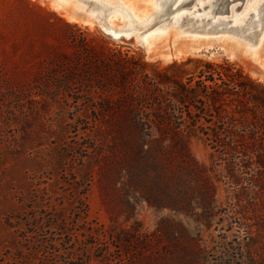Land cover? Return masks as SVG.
Wrapping results in <instances>:
<instances>
[{
  "label": "rangeland",
  "instance_id": "1",
  "mask_svg": "<svg viewBox=\"0 0 264 264\" xmlns=\"http://www.w3.org/2000/svg\"><path fill=\"white\" fill-rule=\"evenodd\" d=\"M102 1L90 11L128 35L61 7L89 0H0V264H64L69 248L107 263L98 234L122 230L145 241L140 264H264V177H232L201 134L142 130L120 95L77 76L116 48L160 66L191 59L194 73L226 61L264 84V24L241 40L172 25L171 12L162 31L159 0Z\"/></svg>",
  "mask_w": 264,
  "mask_h": 264
},
{
  "label": "trees",
  "instance_id": "2",
  "mask_svg": "<svg viewBox=\"0 0 264 264\" xmlns=\"http://www.w3.org/2000/svg\"><path fill=\"white\" fill-rule=\"evenodd\" d=\"M92 59L94 64L78 69L77 76L87 78L89 88L120 95L126 103L124 113L136 117L142 130L153 125L174 141H180L184 133L201 134L227 164L232 177H264L263 83L226 61L198 60L199 70L194 73L188 68L191 59L160 66L134 60L128 51L116 48ZM111 69L114 73L106 74ZM97 240L107 263L103 259L93 263L84 251L79 254L71 248L63 263L140 264L143 260L139 252L145 241L131 237L128 231L99 233ZM114 248L120 250L118 257H112ZM221 261L229 264L225 258Z\"/></svg>",
  "mask_w": 264,
  "mask_h": 264
},
{
  "label": "bare ground",
  "instance_id": "3",
  "mask_svg": "<svg viewBox=\"0 0 264 264\" xmlns=\"http://www.w3.org/2000/svg\"><path fill=\"white\" fill-rule=\"evenodd\" d=\"M92 1H94V4L98 6V8L101 7L106 8V6L109 7V5L103 3L102 0H92ZM159 1L160 2H158L156 13L158 18H160L159 20L160 25L161 27H163L162 31H165L168 27L166 25L168 18L167 16L170 15L169 13L171 12L172 14H174V16H172L171 18L173 22L172 25L173 24H175V26L180 24L183 25V23H185L188 29H193L195 31L210 32V33L214 32L216 35L232 36L234 38H238L241 40H245V37L252 38L257 36L259 29L264 24V0H249V1L243 0V2L240 4L238 3L233 4L230 9H228L229 3L235 0H196V1L195 0H159ZM194 1L196 4L194 3ZM192 2L194 3L193 4L194 7L189 8L190 6L188 7V5L191 4ZM123 4L126 6L125 3ZM58 5L61 6V4ZM124 5H122L121 11H124L125 13L129 14L130 18L134 19V22L142 24V26L143 24L145 25V23L147 24L149 18L148 16L150 15L145 16L146 17L145 18L140 14L134 13L132 8L130 7L127 8ZM62 9L64 8L62 7ZM125 9H127L129 13ZM223 9H226V11H228L227 12L228 16H220ZM119 11L120 10H117V12H113V14L116 15V13H119ZM64 12L69 17H72L66 11ZM93 14L98 15L99 18H103V21L100 24L105 31L116 35L120 34V31L118 30H122L126 32L123 28L120 29L114 28V25L112 23L113 19L106 12V10H102V11L95 10L93 11ZM154 19L153 21H155ZM92 22L93 21H87L86 23H92ZM123 34H127V32ZM145 39H146L145 35L141 37V40L145 41L146 43ZM251 45H254L253 42L250 44V46Z\"/></svg>",
  "mask_w": 264,
  "mask_h": 264
},
{
  "label": "water",
  "instance_id": "4",
  "mask_svg": "<svg viewBox=\"0 0 264 264\" xmlns=\"http://www.w3.org/2000/svg\"><path fill=\"white\" fill-rule=\"evenodd\" d=\"M94 1L89 0L88 6L84 7H73V6H62L64 11L69 13L72 17L82 20L84 22L93 21L97 23H101L103 18H99L98 15H94L93 12L90 11L91 7H93ZM142 44H145V41L141 40Z\"/></svg>",
  "mask_w": 264,
  "mask_h": 264
}]
</instances>
